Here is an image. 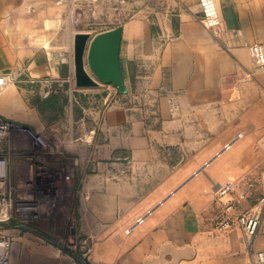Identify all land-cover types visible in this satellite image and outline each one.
Masks as SVG:
<instances>
[{
    "label": "crops",
    "instance_id": "1",
    "mask_svg": "<svg viewBox=\"0 0 264 264\" xmlns=\"http://www.w3.org/2000/svg\"><path fill=\"white\" fill-rule=\"evenodd\" d=\"M214 1L230 31L222 38L202 24L199 0H0V72L15 74L0 93V115L49 142L40 149L18 135L23 144H4L13 154L0 187L27 193L31 149L54 152L55 171L62 168V182L73 185L65 188L73 196L69 229L67 215L1 223L12 237L10 264H85L84 257L94 264H246L236 210L224 206L233 200L246 208L264 193V68L248 50L264 45V0ZM118 25L127 91L111 83L75 87L73 33ZM39 95L57 100L51 113L36 104ZM166 149L183 151V160L148 157ZM111 160L123 164L121 173L99 169ZM193 166L206 172L194 175ZM225 180L238 189L217 197L213 183ZM223 214L232 224L219 231ZM69 231L88 238L87 256L67 244ZM262 248L264 233L253 250Z\"/></svg>",
    "mask_w": 264,
    "mask_h": 264
},
{
    "label": "built area",
    "instance_id": "2",
    "mask_svg": "<svg viewBox=\"0 0 264 264\" xmlns=\"http://www.w3.org/2000/svg\"><path fill=\"white\" fill-rule=\"evenodd\" d=\"M199 5L202 11L200 18L202 24L212 31L216 37L222 38L223 35L230 32L225 27L214 0H199ZM224 44L226 48L230 47L227 42H224ZM248 50L254 66L256 68H264V45L260 42H254L248 45ZM14 78L15 74L12 71L0 72V93L13 82ZM50 91L51 89L46 91V93ZM18 135H26L30 143L38 145L41 147L40 149L49 148V142L45 135L34 127L0 115V186H4L9 177L10 160L13 154L9 146L4 144L10 139H15L16 142L23 144L24 141L18 138ZM238 136H241V134L238 133ZM228 147H230L229 143L226 145V148ZM28 158L34 165V172L25 179L27 193L9 192L8 190L5 191V188L0 187V264H10L12 251V237L2 228V222L11 218L24 220L59 218L64 213H67L68 210L66 205L68 192L60 183L54 181L53 175L44 171V160L41 157L40 150L31 149ZM98 167L106 175H116L123 171V164L114 160L100 161ZM64 176L70 180L72 173L68 172ZM237 189L238 184L235 180H225L215 184L214 193L220 198L229 197ZM240 197H245V194L241 193ZM224 207L226 210H236V218L242 227L249 253L246 264H264V248L253 250L257 237L264 233V193L257 202L246 208H237L233 200H229ZM142 220L143 218L140 217L138 222ZM231 224V217L223 214L216 222L215 228L223 231ZM130 231L131 228L127 229L126 232L129 233Z\"/></svg>",
    "mask_w": 264,
    "mask_h": 264
},
{
    "label": "water",
    "instance_id": "3",
    "mask_svg": "<svg viewBox=\"0 0 264 264\" xmlns=\"http://www.w3.org/2000/svg\"><path fill=\"white\" fill-rule=\"evenodd\" d=\"M122 25L94 33L77 30L73 33V81L77 88H98L111 83L121 92L127 88L120 64ZM85 264H94L88 257Z\"/></svg>",
    "mask_w": 264,
    "mask_h": 264
},
{
    "label": "rangeland",
    "instance_id": "4",
    "mask_svg": "<svg viewBox=\"0 0 264 264\" xmlns=\"http://www.w3.org/2000/svg\"><path fill=\"white\" fill-rule=\"evenodd\" d=\"M107 25H108V23H102L99 26L98 29L106 28ZM48 90H49V88L46 89V91H48ZM48 98L49 97H40V95H39V96H36L35 102H36V104H38L40 106L42 112H45V110H46V112L51 113L52 112V109H55V107L57 106V100H55V99L54 100H49ZM53 135H55V134H53ZM53 135H49V140H50V142L52 144H54V141H55V136H53ZM147 153L149 154L148 157L151 156L152 158H156V157H159L160 156L164 160H168L171 163H173V161H176L178 163V162L182 161L183 158H184L181 155V153H184L183 151H170V150H167L166 149V150H160V151H158V150L157 151L156 150H149V151H147ZM54 154H55L54 152L52 154H46V153L45 154L44 153L41 154L42 159L45 160V162L43 163V165H44V171L46 173H48V174L53 175L54 181H56L57 183H60L63 188H67L68 190H72L73 189L72 183L67 184V185L66 184L64 185V183L61 180V176L60 175H61V173H63L62 172V168L59 171V173H57L55 171L56 168H57V166L53 165V162L55 161ZM127 159H128V161H130L131 155ZM133 168H135V167L130 163V165L128 166V170L131 171ZM171 168L179 169V166H177V167H171ZM192 168H193V173L196 172V171L198 173L206 172L205 171L206 170V166H203V167L193 166ZM150 169H151L150 166H145V172L150 171ZM157 169L162 170L161 169V166L158 167ZM65 171L67 172V169H65ZM71 173H73V172H71ZM194 175H195V173H194ZM72 178H73V176H72ZM215 184L216 183H213V190L211 191L213 193H214V186H215ZM69 198H70V201L67 200L66 205H67V207L68 206L70 207V211H69V213H64L63 214V217H66V215H67V218L69 217V220L68 219L65 220L66 223H67L66 225H67L68 229L72 225V223H73L72 221L74 220L73 219L74 218V216H73V203H72L73 202V196L71 195ZM71 200H72V202H71ZM67 240H68L67 241V244H70L69 241L72 242L71 244L74 245L73 249H76L79 253H81V255L86 254V256H87V254L89 252V249H90V244H89L88 238H86L85 235L78 236V234H76V231L75 232H72V233L69 231L68 232ZM79 240H81V241L79 242Z\"/></svg>",
    "mask_w": 264,
    "mask_h": 264
},
{
    "label": "trees",
    "instance_id": "5",
    "mask_svg": "<svg viewBox=\"0 0 264 264\" xmlns=\"http://www.w3.org/2000/svg\"><path fill=\"white\" fill-rule=\"evenodd\" d=\"M79 255H81V253H79Z\"/></svg>",
    "mask_w": 264,
    "mask_h": 264
}]
</instances>
